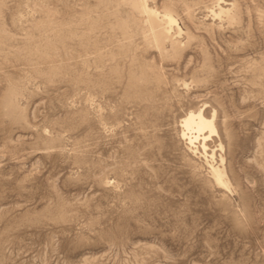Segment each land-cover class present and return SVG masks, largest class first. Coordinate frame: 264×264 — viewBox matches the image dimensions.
<instances>
[{
    "label": "rangeland",
    "instance_id": "rangeland-1",
    "mask_svg": "<svg viewBox=\"0 0 264 264\" xmlns=\"http://www.w3.org/2000/svg\"><path fill=\"white\" fill-rule=\"evenodd\" d=\"M0 264H264V0H0Z\"/></svg>",
    "mask_w": 264,
    "mask_h": 264
},
{
    "label": "bare ground",
    "instance_id": "bare-ground-1",
    "mask_svg": "<svg viewBox=\"0 0 264 264\" xmlns=\"http://www.w3.org/2000/svg\"><path fill=\"white\" fill-rule=\"evenodd\" d=\"M182 123L184 125V128L187 130V132H182V134L185 136L186 133H188L189 134L188 139H189V142H191V143L193 141H195L196 139H198L199 136H201L200 134H202L203 130H205V129L208 130V134L207 135L204 134L201 137V139H202L201 145H202L203 149L206 146L205 141L208 140L209 136L213 132H215V127L213 124V117L212 118H205L203 113H202V110H199L196 113H194V112L187 113V115L184 117ZM192 131L196 132L197 134L191 135V133H193ZM212 169H213L214 174L216 175L217 179L220 180V178H221L220 177V171L217 168H212Z\"/></svg>",
    "mask_w": 264,
    "mask_h": 264
}]
</instances>
